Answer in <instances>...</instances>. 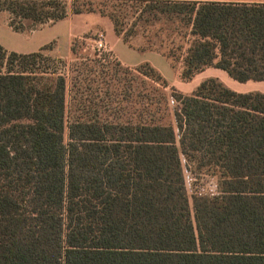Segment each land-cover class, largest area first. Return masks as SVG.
Segmentation results:
<instances>
[{
	"label": "trees",
	"instance_id": "16d2710c",
	"mask_svg": "<svg viewBox=\"0 0 264 264\" xmlns=\"http://www.w3.org/2000/svg\"><path fill=\"white\" fill-rule=\"evenodd\" d=\"M95 1L119 9H95ZM66 7L0 0L16 33L64 20ZM71 12L108 18L126 44L142 30L148 49L172 67L180 62L182 82L214 68L240 84L264 83V7L72 0ZM173 42L177 56L166 48ZM76 43L73 59L98 73L81 62L68 70L42 54L50 46L31 54L0 46V264H264V93L214 78L189 95L171 88L173 124H165L169 84L142 63L133 70L142 78L138 108L112 113L106 76L128 97L136 77L103 57H79ZM181 158L215 176L217 193L189 203Z\"/></svg>",
	"mask_w": 264,
	"mask_h": 264
},
{
	"label": "rangeland",
	"instance_id": "374dc122",
	"mask_svg": "<svg viewBox=\"0 0 264 264\" xmlns=\"http://www.w3.org/2000/svg\"><path fill=\"white\" fill-rule=\"evenodd\" d=\"M66 4V11H67V17L59 21L57 27H51L49 29V32L53 31L52 35L54 36V39H57L50 43V48L43 51L42 54L45 57H49L52 59H61L65 62L66 68L69 70L70 66L77 63H84L86 64L89 69L94 70L98 73L100 71L99 68L93 67V63L86 61V60H74L71 53L67 52V49L69 45H72L73 40H77V43L74 45V48L76 50V53L79 57H85L89 56V59H95L98 56L101 58H105L106 61L110 62L111 65L113 63H118L114 54L111 52L109 45L107 43L106 37L108 35H113V25L111 21L106 17H101L98 13H89V14H80V15H74L71 12V3L72 0H62ZM95 9H101V10H118V3L116 2H106V1H95L92 3ZM127 8L120 9L122 15L124 12H126V18L121 19L122 20V28L125 33L129 31V21L131 20V15L133 14V10L130 9L132 5L127 4ZM58 23V22H57ZM56 24V23H55ZM48 25H54V24H47ZM115 35V34H114ZM103 37V42L106 46L107 52H101L97 50V41L99 37ZM144 34H142V30L140 31V34L134 37H131L126 44L131 50L137 51V52H154L153 49H148L144 42ZM67 38V39H66ZM121 39V38H120ZM122 40V39H121ZM174 44V46H173ZM179 42H173L170 43V45L166 46V48H172L173 50L170 51L172 55H179V51H176L179 47ZM183 44V43H182ZM71 47V46H70ZM143 50V51H142ZM178 50V49H177ZM165 52L167 49H165ZM158 53V52H157ZM159 54V53H158ZM161 55V54H160ZM168 65L170 66V76L172 79H175L177 81L176 86L169 85L168 88L164 90V94L166 97V104L161 108V114L163 115L164 123L165 124H173V109L175 107V104L171 98V88L176 90L178 93H181L183 95H189L191 92L188 90V86L185 87V85L181 84L179 77L177 78V73L180 71L181 64L180 62H174L173 67L170 64V61L166 60ZM154 64H156L154 61H152ZM124 67V66H121ZM172 67V68H171ZM134 67L129 68L130 69V77L132 80H134L133 84V97H128L122 95L123 93L121 90L117 87L118 85H115L114 79H112V74L110 76H106V82L108 83V86H105L108 90L113 91V98L111 101L106 102L104 101L103 104L107 105L109 108V112L114 111V108L118 109L123 107H129L130 109H136L138 106L136 105L137 98H136V91H135V84L138 82V76L137 73H135ZM154 68V67H153ZM161 74V73H160ZM121 73L118 75L120 77ZM162 75V74H161ZM67 79H68V90L70 91L67 96V106H73L74 101L72 100L73 92L70 90V82H69V71L67 72ZM142 79V78H141ZM140 79V80H141ZM233 86L228 87L229 89L239 92V93H248V92H260L264 93V83H244L240 84L235 81H233ZM99 85H101L99 83ZM94 87H100L98 85H95ZM190 87V85H189ZM135 111V110H134ZM122 113V112H121ZM110 115V114H109ZM133 116V115H132ZM64 142H67V130L64 129L63 134ZM182 167H183V175H184V181H185V187H186V193L189 200V203H191V199L194 195H214L217 193L216 191V178L210 173H198L193 171L190 167L187 168L184 160L181 158Z\"/></svg>",
	"mask_w": 264,
	"mask_h": 264
},
{
	"label": "crops",
	"instance_id": "0c3cea01",
	"mask_svg": "<svg viewBox=\"0 0 264 264\" xmlns=\"http://www.w3.org/2000/svg\"><path fill=\"white\" fill-rule=\"evenodd\" d=\"M137 1V0H128ZM141 1H165V2H188V3H217V4H231L239 6H254L264 7V0H141ZM9 15L6 12H0V46L8 52L17 54H31L40 51L42 48L50 45L54 39L53 31L49 32L51 27H57L61 22L54 25H45L33 31L25 33L13 32L8 26ZM67 39V38H66ZM107 43L111 52L114 54L117 62L124 67H136L142 63H148L154 67L171 86H176L177 81L170 76L171 70L166 58L154 52H137L131 50L119 37L116 35H108L106 37ZM69 45L67 52H70ZM154 61L156 64H154ZM177 78L179 73H177ZM214 78L219 80L226 87L233 86V80L221 70L208 68L195 75L189 82H181V84L188 86V90L192 92L205 79ZM249 83V82H247ZM190 85V87H189Z\"/></svg>",
	"mask_w": 264,
	"mask_h": 264
},
{
	"label": "built area",
	"instance_id": "2783aa9c",
	"mask_svg": "<svg viewBox=\"0 0 264 264\" xmlns=\"http://www.w3.org/2000/svg\"><path fill=\"white\" fill-rule=\"evenodd\" d=\"M96 47H97L98 51L107 52L106 51V46H105V43L103 42V37L102 36L99 37Z\"/></svg>",
	"mask_w": 264,
	"mask_h": 264
}]
</instances>
